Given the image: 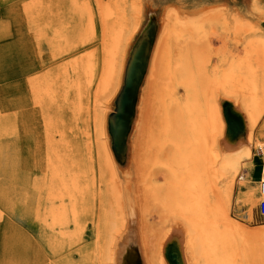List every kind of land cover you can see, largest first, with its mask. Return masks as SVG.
<instances>
[{
    "label": "rangeland",
    "instance_id": "obj_1",
    "mask_svg": "<svg viewBox=\"0 0 264 264\" xmlns=\"http://www.w3.org/2000/svg\"><path fill=\"white\" fill-rule=\"evenodd\" d=\"M57 2L62 7L59 15L64 17L63 24L58 26L55 25L58 20L57 14L55 17L49 16L46 11L54 10H49L50 6H45ZM72 2V0H0V264H103L101 243L107 240L109 243V236L112 234L115 235L116 241L124 229L135 235L137 240L138 234L145 238L142 252L140 250L136 253L137 264H144L143 257L144 260L147 258L146 264H192L193 259H189L192 253L186 242L185 220L169 204L167 194L169 191L167 192L166 187L170 183L168 173L170 171L164 166V162L160 161L163 159L160 145L168 138V134L163 130L164 112L159 98H156L163 81L161 57L167 52L166 48L176 55L181 50L180 55H198L200 61L206 64L201 68L203 74L198 84L202 94L210 92L212 97L208 99L211 103L205 100L206 105L201 106L204 110L203 115L208 117L212 109L215 111L219 109L218 115L214 111V117L221 115L223 126H226L221 137L218 129L210 132V128H207L202 140L205 144L211 143L208 146L209 153L212 152L210 157H219L218 162L223 154L233 152L243 143L245 148L250 147L248 149L252 152L251 158L254 162L262 155L264 159V89L263 86L261 88V85H264V0L119 2V16L124 18L126 7L129 18L131 17L129 24L134 25L136 22V25L127 42L124 36L126 38L128 31L122 39L119 60L123 58L120 60L123 67L119 71L120 75L118 73L119 76L117 75L109 91L98 97L96 105L103 106L99 109L104 110L102 112L104 130H100L102 134L93 128L95 120L93 94L99 75L92 84L89 98L81 104L80 112L76 110L78 119L73 115L71 119L65 116L62 124L56 123L58 119L55 108L58 102L49 104L48 98L43 97L41 103H37L35 98L37 99L38 93L33 92L30 85V80H44L43 77L49 72L53 75V72L62 69L64 63L72 58L70 46L76 41L79 23H86L88 20L86 18L94 20L95 35L87 38L85 43L90 49L97 48L100 52L103 43L100 14L102 16L105 7L115 6L116 0H76L77 7L82 8H79L81 16L74 14L76 9ZM87 10L89 12L85 14ZM190 15L202 16V20L201 17L196 19L197 26L188 23ZM177 31L181 38L175 36ZM68 38L70 41H67ZM144 57L146 60L134 95V104L128 114L122 112L119 115L116 125L118 130H121L123 122L126 125L123 127L122 140L118 142L116 139L118 130L112 131L111 120L119 112L118 101L127 68L135 58L142 60ZM243 59L247 60L244 63L248 62L252 74L248 73L249 76L247 75L241 86L237 78L238 69L232 66V62ZM244 69V72L249 71ZM233 70L238 72L236 76L235 72L232 76ZM227 82L228 85L225 84ZM113 86L116 89L114 92ZM253 86L257 88L256 91L251 90ZM178 90V95H182L181 85ZM243 90L252 91L249 94L260 100L259 106L253 111L258 121L252 128L253 130L256 127L257 130L254 133L255 141L250 144L246 141L245 135L250 130L251 123L247 120V111L242 104L245 98L249 101L251 97L244 98L241 94ZM59 107L60 105L57 108ZM59 109L65 110V107ZM219 121V118L215 121L217 128L220 126ZM68 122L71 123L70 129ZM113 123L115 124V120ZM61 127L62 129H58ZM49 133L52 135L48 136ZM61 133L66 140L62 142L60 149L63 148L64 142L70 143V146L63 153L60 150L62 154L54 157L50 152V137H55L54 143H58L57 138ZM99 150L103 156L98 154ZM105 150L108 153H105ZM51 158L53 159L50 161ZM251 158L244 161L245 165L236 170L231 180L225 177L219 162L218 164L216 162V165L212 162L214 171L210 173L211 175L209 172L205 173L206 179L203 180V184L208 188L204 190L211 192V197L205 198L210 200L208 209H211L216 217L219 212L226 213L224 214L226 217L231 216L228 218L231 222L230 228L234 230L239 245L242 233L243 236L246 234V239L251 243H247L248 247L242 251L247 254V259L243 258L241 262L236 260L234 264H264L261 235L264 231V219L256 215L259 201L249 207L245 189L241 186L243 180L241 178L251 165ZM189 167L191 170L196 169L192 164ZM260 168L256 170L257 179L260 177ZM58 169L62 172L61 177L68 181L76 173L78 183L83 186L82 194H76L74 203L71 202L72 198L63 192L60 194V180L54 173ZM191 170L187 171L188 174L185 173L188 181L192 179ZM217 182L220 184L213 185ZM68 183L71 187V182ZM212 185L216 189L211 187ZM227 190L231 191L232 200L228 199L224 192ZM257 198L261 199L258 196ZM226 202L230 203V206ZM53 208L56 216L52 214ZM221 209L222 211H219ZM105 213L112 214L113 219L114 217L120 219L121 216L118 233L114 230L108 231V226H104ZM259 229L260 232H257ZM108 246L111 247L112 243ZM155 247L160 248L157 254ZM107 253L108 247L104 252L105 256ZM201 260L200 257L199 264ZM126 264H132L130 258Z\"/></svg>",
    "mask_w": 264,
    "mask_h": 264
},
{
    "label": "bare ground",
    "instance_id": "obj_2",
    "mask_svg": "<svg viewBox=\"0 0 264 264\" xmlns=\"http://www.w3.org/2000/svg\"><path fill=\"white\" fill-rule=\"evenodd\" d=\"M72 1H73L72 4H74L73 6H75L74 9H76L74 14L81 16L80 15V13H81L80 9H82V8H80L81 6L77 7V5H76L77 3L75 2L76 0H72ZM116 2H117V4L115 6L105 7L102 11V16L100 14V21H101V23H102L101 25L103 27L102 28L103 34L101 33L103 36V38H101V39H103V43L101 42L102 46H101L100 52L98 51L99 49H97V48L90 49L88 44L85 43L87 38H90V37L92 38L95 35V22H94V20L92 18H86V20L88 19L86 23L80 22L79 26L77 24H75L78 26V30L76 33L77 34L76 41L73 42L70 46V48H71L70 55L72 58L66 64L64 63V66L62 67V69H58L55 72H53V75L50 72L46 76L43 75L44 80H40V81H35V80L31 81L30 80V82H31L30 85H31L32 91L35 92L36 94L38 93L37 99L35 98V100H37V103H41V100L43 97L48 98L47 102L49 104H55L56 102H58V103H56L57 104L56 108L53 106L57 112L58 122H56V123H58V124H60V122H61V124L63 123L65 116H67L68 118L70 117V119H71L72 115L74 117L76 116V114H77L76 110H79V112H80L81 104L83 103V101L85 99L89 98L88 95H89V92L91 90L92 84L94 83L95 79L99 75V79H98V83L96 84L95 91L93 90L95 93V94H93V95H95L94 100H93L94 112H95V113H93L95 116L93 128L97 131L99 130V132H100V130H104V128H103L104 118L102 116V114H103L102 112L104 110L99 109L100 107H103V106L98 107V105H96V104H98V97L101 96L102 94H105V92L109 91V88L114 83L113 81L117 78L118 73L120 75L119 71L123 67V63H122V61H120L123 58H121L119 60V52H120V50H122V45H123L122 39H123V36L125 35V33L128 31V33H127L128 35H126V38L124 36V40L126 39V42H127V40L130 38L131 34L133 33V31L135 29V25H136V22H134V25L129 24V20L131 17L129 18L128 12L126 11V7L124 10L125 11L124 18H121L119 16V8H118L119 5H118V3L119 2L120 3L125 2V0H116ZM136 5H138V4L136 3ZM45 6H47V7L50 6L51 9H49V10H52V11L54 10V12H51V11L47 12L46 11L47 9L45 10L49 16L50 15L54 16L57 14L58 20L56 18H54L55 16L54 17L52 16L55 20H57V24H55V25L58 26L59 24H61L62 18H64V17L59 15L60 14L59 11L62 9L60 4H58V2L57 3H50V4L48 3ZM138 6H136V7H138ZM100 8H101V6H100ZM81 11H83V10H81ZM85 11L86 10H84V12ZM88 12L89 11L87 10V13H85V14H88ZM100 13H101V9H100ZM89 16H90V14H89ZM199 17H201V20H202L201 15L200 16L199 15H190L189 16L190 21L188 23L192 26H197V23L195 21ZM132 20H133V18H132ZM136 20H137V18H136ZM55 22H53V23H55ZM60 30H61V27H60ZM199 32H200V30H199ZM179 35H180V33H178V31H177V34L175 36L178 37ZM59 36H60V34H59ZM64 39H66V37ZM71 39H72V37H71ZM74 39H75V37L73 38V40ZM124 40H123V43H124ZM67 41H70V39ZM126 42H125L124 47L126 46ZM190 42L192 43L191 40H190ZM188 44H189V42H188ZM174 46H175V44H174ZM176 46H177V44H176ZM185 46H184V48H185ZM185 49H187V48H185ZM177 50H178V48H177ZM166 51L167 52H165V53L163 52L164 54L161 57L160 66L162 67L161 72H162L163 81L161 83L160 90L157 93L158 97H156V98H159L160 102L159 101L158 102L161 104L160 106L164 112V118L163 119H164L165 126H164L163 130L166 132V134H168V138L165 140V143L162 141L164 144H162V145L158 144V145H160L161 150L163 151V157H161L163 159H161L160 161H162V163L164 162L163 163L164 166L170 171V172H168L170 174V180H169L170 183H169L168 187H166L167 192L169 191L167 193L168 199H169V204L171 206H173L177 210V212L180 213L179 215L183 218V220H185L186 227H184V229L186 228V234H187V241L186 242L189 245L190 252L192 253V256H190V258H189L191 260L193 259L192 264H199L198 260L200 259V257L202 259L201 260L202 264H234V262L236 260L242 261L243 258L247 259V254L243 253L242 251L244 250V248L248 247L247 243H249V244H251V243L248 242V240L246 239V234H245V236H243L244 233H242L241 239L238 238V239H240L239 242H241V244L239 245L238 241H236L237 237L235 238V232H233L234 230L232 231L230 228L231 222L229 219L231 218V216H230V218H229V216L228 217H226V215L224 216V214H226V213L219 212V211H222V209H221L218 211L219 215L217 214L218 216L216 217L215 213L213 211H211V209H208V205H209L210 200H205V198L211 197V192L204 190V188H207V187L205 186V184H203V180L206 179L205 173L209 172V174H210L211 172L214 171V170H212L213 163H214V165H216V162L219 158L217 156L216 157H210V155H212V152L209 153V147L208 146L211 143L205 144L203 142V140H204L203 138L205 137L206 130H207V128H210V132H211L214 129L215 130L218 129L219 130V136L221 137L224 135L226 126L225 127L223 126L224 123L221 121V118H220L221 115H219L220 117H217V118L220 119V121H219L220 126H219V128H217V126H216L217 122H215L217 118H215L216 116L214 117V111L215 110H213V109L212 110L210 109L211 115H208V117L203 115L204 110L202 109L201 106L206 105L204 103L205 100L211 103V100H208V99H210L212 97L211 96L212 93H210V92L208 94H207V92H204L202 94L201 89H200V85L198 84V82L200 81L199 79L202 78V74H203L201 68H204L206 64L200 61L198 55H194V56H192V55L186 56L185 54L180 55L179 53L181 50L180 51L178 50L179 53H178V55H176L175 53L171 52L167 48H166ZM186 52H187V50H186ZM194 53H196V52H194ZM99 56H100V58H99ZM244 61H247V60L243 59V60H240L239 62H236V61L232 62V66H234V67L236 66V68L238 69V72H239V73L237 72L238 73L237 74L235 72V71H237V69L235 71L233 70L232 76L234 75V72H235L234 76H236V74H237V78H239V83L241 84V86H242L243 82L246 80L245 78L247 77L248 73H249V75L252 74L250 71V67L248 65V62L244 63ZM244 68L249 69V71L246 72L247 71L246 70L245 71L246 73H245ZM231 70H230V72H231ZM160 78L161 77H159V79ZM213 82L214 81H212V83ZM221 82H223V81H221ZM253 82H252V84H253ZM263 82H264V80H263ZM228 83L229 82H227L225 84L228 85ZM179 85H181V87L183 89V94L182 93H181L182 95L179 94L180 96L178 95ZM251 86L248 87L249 90H250ZM262 86H263V88H262ZM238 87L240 88V86H238ZM254 87L255 86H253L251 90L257 89ZM112 88H113V92H114V90H116V89H114V86ZM112 88L110 90H112ZM261 88L264 89V85H261ZM239 91H240V89H239ZM58 92L60 95L58 94ZM249 92L250 91L243 90V93H241V94H243L244 98L248 97V96L251 97V99L249 101L246 100L247 98H245L246 101L244 100L243 104H242L243 108L247 111V114H246L247 120L251 123L250 130H248V132L246 133L247 135H245L246 141L249 142V144H250V142L255 141V134L253 131L255 128L253 130H252V128H253L254 123L256 121H258L256 116L254 117L253 111L255 110L256 107L259 106L260 100L258 98H253L255 96H253V95L251 96V94H249ZM112 93H110V94H112ZM106 94L108 95V93H106ZM244 94H246V96ZM260 96L261 95H259V98H260ZM263 97H261V98L263 99ZM59 105H60L59 108L65 107V110H61V109L57 108ZM67 105H68V109H67ZM217 108H219V107H217ZM162 110H161V112H162ZM67 111H69L68 114H67ZM219 111H220L219 109H217L215 111L216 115H218ZM77 119H78V117H77ZM84 121H87V120H84ZM68 123H70V122H68ZM47 124H48V122H47ZM88 124H89V122H88ZM55 125H57V124H55ZM217 125H219V124H217ZM47 127H49V125ZM55 128L57 129V127H55ZM70 128H71V123H70L69 129ZM58 129H62V127L58 128ZM60 131L62 132V130H60ZM47 132H48V130H47ZM100 133L102 134V131ZM50 135H52V134L49 133L48 136H50ZM62 135H63V133L59 134V138H57L58 143H56V142L54 143L55 137H50L51 138L49 141V145L51 147L50 152H51V155L54 157L61 155L64 151H66V148L70 146L69 145L70 143L65 144V142H64L63 148L60 149L62 142L64 141V139L66 140V138H64ZM104 135H105V133H104ZM215 140H217V139H215ZM208 142H209V140H208ZM244 145L242 143V145L239 146L238 148H236L235 150H233V152H230L228 154L227 153L223 154L220 157V159L218 161L220 164L219 167L223 170V174L225 175V177L227 179L229 178L231 180L233 178L232 175L236 172V170L238 168H240L241 166L245 165L244 161H247L251 158V151L248 149L250 147L246 145L248 148H245ZM204 146H205V149H204ZM57 149H59V151ZM55 150H56V152H55ZM60 150H62L61 154H60ZM100 150H101V148H100ZM100 150L98 151V154H101L103 156V154L100 153ZM205 151L207 153L206 156H205ZM106 152L108 153L107 150H105V153ZM157 154H156V157H157ZM98 156H100V155H98ZM202 156H205V157L201 159ZM59 157H61V156H59ZM105 158L107 159V156H105ZM109 158L110 157H108V159ZM209 158L212 161L211 160L209 161ZM52 159L53 158H51L50 161ZM109 160H111V158ZM102 161H103V159H102ZM218 162H217V164H218ZM208 163L212 164V165L209 166ZM108 164H109V162H108ZM190 164L196 166V169H192L193 170V172L191 173L192 179H190V181H188L185 173L187 171L191 170V167H189ZM214 167L216 168V166H214ZM262 167H264V165ZM220 168H218V170H221ZM216 171H217V169H216ZM54 173H55V176H57L58 179L60 180V189H61L60 194H62V192H63L69 198H72L71 202L74 203V199L76 197V194L79 193L81 195L82 194L81 191H82V187H83L78 183V181H77L78 177H77L76 173H75V175L73 174L74 176H72L71 179L69 178V181L71 182V187L68 186L69 181L65 180L63 177H61L62 172L59 169L55 170ZM251 173H252V167H251V165H249L248 169L244 173L243 178H241V179H243L241 186L243 189H245V196L249 202V205H250L249 207H252L254 204H256L259 201L257 196L261 197L260 192H259L258 180H253L250 177ZM187 174H188V172H187ZM215 180H216V178H215ZM220 182H217L216 184H213V183L212 184L216 186L217 184H220ZM207 185H209V184H207ZM213 185L211 187H213ZM162 188H163V186H162ZM220 188L221 187H219V189ZM222 188H223V186H222ZM201 189H202V191H201ZM214 189H216V188H214ZM210 190H211V188H210ZM224 192H226V195L229 197V198L228 197L227 198L230 199L231 198V191L229 192L227 190ZM221 194H223V193H221ZM216 199H217V197H216ZM50 200H52V199H50ZM231 200H232V198H231ZM217 202H218V199H217ZM219 202H222V201H219ZM68 203H70V201ZM162 203H164V202H162ZM227 203L228 202H226V204ZM228 204L230 206V203H228ZM221 205L222 204H220V206ZM225 209H229V208H225ZM223 211H224V208H223ZM55 212L56 211L53 208L52 214L54 216H56ZM72 215H74V214H72ZM76 215H77V213H76ZM111 215H109L108 213L104 214V226H106V225L108 226L107 227L108 231L114 230V232L118 233L119 232L118 222L121 219V216H120V219H116L115 217L113 219V217H111ZM227 215H229V214H227ZM235 222H237V221H235ZM238 225L236 224V226H238ZM233 226H234V224H233ZM238 227H240V226H238ZM243 229H245V227ZM141 230H143V229H141ZM256 230H257V228H256ZM254 231H255V229H254ZM257 232H260V229ZM237 233H239V232H237ZM119 234H120V237H119L120 240L117 239L116 241H115V235L114 234L110 235L111 237L109 236V239H110L109 243H112L111 247L108 246V244H109L108 240L104 243H101V255H102L101 259L103 261V264H126V262L128 263L129 258H130V263L137 264V262L135 260L136 253L140 250L142 252L144 244H145V242H144L145 238H143L141 235L138 234V240H137L135 238V235L129 234L128 231H125V229L122 232H120ZM238 235H240V234H238ZM261 235L263 236L262 245L264 248V242H263L264 231H262ZM247 237H248V235H247ZM256 237H257V235H256ZM149 238L152 239L151 237H149ZM154 238H153V240H154ZM153 240H151V241H153ZM156 244H158V242H156ZM146 246L148 247L147 243H146ZM107 247H108L109 253H107L105 256L104 252L106 251ZM155 249H156V247H155ZM158 249H160V248L158 247ZM158 249H156L155 254H157V251H159ZM147 252H148V250H147ZM259 253H261V252H259ZM144 255H142V257ZM262 255L264 256V253H262ZM159 259L160 258L158 256L157 260H159ZM157 260H155V261H157ZM143 261H144L143 263L146 264L145 261H147V258H146V260H144V257H143ZM196 261H197V263H195Z\"/></svg>",
    "mask_w": 264,
    "mask_h": 264
},
{
    "label": "water",
    "instance_id": "obj_3",
    "mask_svg": "<svg viewBox=\"0 0 264 264\" xmlns=\"http://www.w3.org/2000/svg\"><path fill=\"white\" fill-rule=\"evenodd\" d=\"M135 58V61H133L130 66L127 68L125 82L119 97V112L117 116H114L111 120V129L115 132V130H118V127H116L117 122L119 121V115H121L122 112L129 113L130 109L132 108L134 104V95L136 94V88L140 80L141 73L144 69L145 64V57L144 59ZM115 120V124L113 123ZM121 130H118V134L116 135V139L118 142H121L122 140V134H123V127H125L126 123L123 122ZM122 131V132H121Z\"/></svg>",
    "mask_w": 264,
    "mask_h": 264
},
{
    "label": "built area",
    "instance_id": "obj_4",
    "mask_svg": "<svg viewBox=\"0 0 264 264\" xmlns=\"http://www.w3.org/2000/svg\"><path fill=\"white\" fill-rule=\"evenodd\" d=\"M258 183H259V192L261 195V199L259 200L256 209V215L258 218L264 219V167H262L260 170V177Z\"/></svg>",
    "mask_w": 264,
    "mask_h": 264
},
{
    "label": "crops",
    "instance_id": "obj_5",
    "mask_svg": "<svg viewBox=\"0 0 264 264\" xmlns=\"http://www.w3.org/2000/svg\"><path fill=\"white\" fill-rule=\"evenodd\" d=\"M256 127H255V129H254V133H256ZM251 155H252V152H251ZM251 167H252V173H251V178L253 179V180H259V179H257V178H255V176H256V170H257V168L258 167H261L262 168V165L264 164V159H263V155L262 156H259L258 157V160L256 161V162H254V160H252V158H251ZM261 168H260V170H261Z\"/></svg>",
    "mask_w": 264,
    "mask_h": 264
}]
</instances>
